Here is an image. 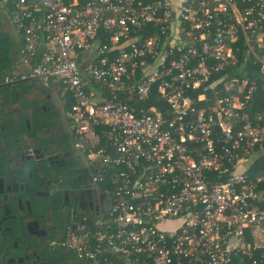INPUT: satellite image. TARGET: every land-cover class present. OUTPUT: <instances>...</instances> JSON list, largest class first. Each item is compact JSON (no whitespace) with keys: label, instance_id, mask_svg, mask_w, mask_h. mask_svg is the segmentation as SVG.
<instances>
[{"label":"built area","instance_id":"1","mask_svg":"<svg viewBox=\"0 0 264 264\" xmlns=\"http://www.w3.org/2000/svg\"><path fill=\"white\" fill-rule=\"evenodd\" d=\"M0 11L22 37L6 81L61 85L75 147L112 197L104 216L71 221L67 248L88 264H264V172L240 170L264 147V122L247 111L257 83L233 71L242 30L264 75L252 48L264 0H0ZM155 88L164 109L144 105Z\"/></svg>","mask_w":264,"mask_h":264},{"label":"flooded vegetation","instance_id":"2","mask_svg":"<svg viewBox=\"0 0 264 264\" xmlns=\"http://www.w3.org/2000/svg\"><path fill=\"white\" fill-rule=\"evenodd\" d=\"M63 92L56 82L0 83V264H88L63 245L65 226L112 203L75 147Z\"/></svg>","mask_w":264,"mask_h":264},{"label":"trees","instance_id":"3","mask_svg":"<svg viewBox=\"0 0 264 264\" xmlns=\"http://www.w3.org/2000/svg\"><path fill=\"white\" fill-rule=\"evenodd\" d=\"M262 31H264V21L259 22L254 34H258ZM256 41L257 40L254 37L252 40V44H254L255 46L258 44ZM237 44H239L240 46L239 49L236 51L240 61V68L239 67L234 68L233 71H238L239 77L250 78L249 80L256 82L258 85V89L253 95L255 97L256 103H253L252 110L250 108L251 117H255L258 114V112L261 113L264 111V75L260 71V62H258L253 55L247 54L248 46L246 45L244 36L242 34L239 36V40ZM21 45H22V37L15 32L10 15L6 12L0 11V83L7 82L6 77L12 71V68L18 59ZM24 85L22 86L26 90L33 87V85H26V86ZM1 89H4V87H1ZM70 106H71V101L69 100L67 104V108H69ZM261 149L262 148L256 149L251 155H249V159L257 158L256 156L258 155ZM228 175H230V171L225 172V174L219 178H217L214 175L213 179H215L214 181H217V179L222 180L224 179V177ZM71 221L70 220L67 221L68 223L65 226L66 228L71 223ZM65 239H66V231H65Z\"/></svg>","mask_w":264,"mask_h":264},{"label":"crops","instance_id":"4","mask_svg":"<svg viewBox=\"0 0 264 264\" xmlns=\"http://www.w3.org/2000/svg\"><path fill=\"white\" fill-rule=\"evenodd\" d=\"M179 32V29L176 33ZM264 34V31L260 32L258 37H261V35ZM256 36V37H257ZM240 47V46H239ZM258 49L256 46L254 47V51ZM164 52V51H163ZM162 52V54H163ZM58 83L57 81H53ZM154 100L153 102H147L145 104L146 109H159V108H166L167 107V101L162 97L161 92L155 88L154 91ZM257 158L249 159L245 162V165L240 168L243 172L247 171L249 176H251V179H255L256 177H259L264 172V148H262Z\"/></svg>","mask_w":264,"mask_h":264},{"label":"rangeland","instance_id":"5","mask_svg":"<svg viewBox=\"0 0 264 264\" xmlns=\"http://www.w3.org/2000/svg\"><path fill=\"white\" fill-rule=\"evenodd\" d=\"M241 11V10H240ZM250 12H251V10H249ZM236 12H237V14H238V20H237V23H240V19H242V11H241V13L239 12V10H236ZM241 33H242V30H238L237 31V33H236V37H235V39H236V41H238V37L241 35ZM260 33H258V34H256V36L257 35H259ZM255 36V38H256V42L258 43L257 45H256V47L258 48V49H256V51L255 52H257V54H261L260 56L263 58V59H261V62L263 63V65H264V34H262L261 35V37H256ZM235 41V42H236ZM238 43V42H237ZM255 47V45L253 44V46H252V48H254ZM263 52V53H262ZM246 85H239V86H236V87H234V91L235 92H238V91H240V93H241V96H243L245 93H246ZM254 95V94H253ZM251 96V98L249 99V104H248V107H247V111L250 113V115H251V111H250V108H251V110H252V108H253V103H256L255 102V97L254 96ZM254 122H256V123H261L260 122V120H263V122H264V111L263 112H258V114L255 116V117H252L251 118Z\"/></svg>","mask_w":264,"mask_h":264},{"label":"bare ground","instance_id":"6","mask_svg":"<svg viewBox=\"0 0 264 264\" xmlns=\"http://www.w3.org/2000/svg\"><path fill=\"white\" fill-rule=\"evenodd\" d=\"M259 77H260V75H259Z\"/></svg>","mask_w":264,"mask_h":264}]
</instances>
